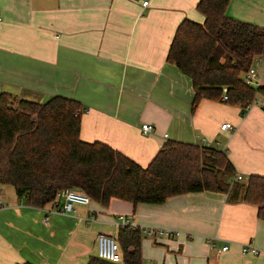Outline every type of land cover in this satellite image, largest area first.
<instances>
[{"label":"crops","instance_id":"1","mask_svg":"<svg viewBox=\"0 0 264 264\" xmlns=\"http://www.w3.org/2000/svg\"><path fill=\"white\" fill-rule=\"evenodd\" d=\"M198 1L0 0V92L78 101L80 138L105 142L141 166L166 140H179L223 151L240 180L264 176L263 99L244 110L222 96L192 108L190 78L166 61L177 25L204 20ZM225 13L264 28V0H229ZM252 64L264 86V56ZM144 122L152 133L140 132ZM225 122L230 129H220ZM0 196V264H87L97 234L116 235L119 215L170 231L143 234L142 264H264V220L255 205L225 193L135 206L112 197L107 206L74 203L72 212L56 209L60 198L29 205L10 186ZM248 241L257 253L241 251Z\"/></svg>","mask_w":264,"mask_h":264},{"label":"trees","instance_id":"2","mask_svg":"<svg viewBox=\"0 0 264 264\" xmlns=\"http://www.w3.org/2000/svg\"><path fill=\"white\" fill-rule=\"evenodd\" d=\"M228 2L199 0L196 8L204 20L184 18L171 39L166 61L190 78L192 108L200 99L216 100L223 94L226 103L243 110L258 96L264 101V86L243 81L254 59L264 56V28L227 16ZM82 111L78 101L60 95L38 102L0 92V189L12 187L17 197L35 207L52 202L63 188L78 189L102 206L112 197L135 206L211 191L255 205L264 220V176L234 180L223 151L166 140L141 166L105 142L82 140ZM114 237L122 262L94 256L87 264H142L139 227L119 226Z\"/></svg>","mask_w":264,"mask_h":264},{"label":"built area","instance_id":"3","mask_svg":"<svg viewBox=\"0 0 264 264\" xmlns=\"http://www.w3.org/2000/svg\"><path fill=\"white\" fill-rule=\"evenodd\" d=\"M149 0H141L140 4L142 7L147 6ZM243 81L251 86H258L259 78L257 74V70L254 64H252L244 73H243ZM222 99H226V95H222ZM231 124L225 122L220 125V129H230ZM139 130L142 134H150L153 132L154 128L150 123H141ZM164 136H166L164 134ZM242 176L240 174H235L234 179L240 180ZM62 199L61 205L56 208L61 212H72L74 211L73 204L80 203V204H88L90 202L89 197L82 191L74 188H63L60 189L52 201V203L57 202L58 199ZM4 205L2 197L0 196V207ZM92 219L91 217L87 220ZM116 224L118 226L128 225L131 228L139 227L142 231V234L147 236H152L154 234H159L162 232L170 233L169 230H164L161 228L150 227V226H136L133 222H131L128 218L123 215H119L117 217ZM96 256L102 260L113 262V263H121L122 258L120 254V248L118 243L115 240V237L108 233H98L96 236ZM222 250L226 249V245L222 246ZM241 251L243 253L250 252V253H257L259 250L255 246L251 244V242H245L241 246Z\"/></svg>","mask_w":264,"mask_h":264}]
</instances>
